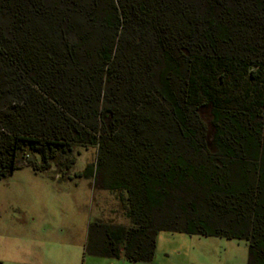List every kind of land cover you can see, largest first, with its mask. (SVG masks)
I'll return each instance as SVG.
<instances>
[{
    "label": "trees",
    "instance_id": "1",
    "mask_svg": "<svg viewBox=\"0 0 264 264\" xmlns=\"http://www.w3.org/2000/svg\"><path fill=\"white\" fill-rule=\"evenodd\" d=\"M78 148L129 221L86 254L150 262L167 231L264 264V0H0V180Z\"/></svg>",
    "mask_w": 264,
    "mask_h": 264
},
{
    "label": "rangeland",
    "instance_id": "2",
    "mask_svg": "<svg viewBox=\"0 0 264 264\" xmlns=\"http://www.w3.org/2000/svg\"><path fill=\"white\" fill-rule=\"evenodd\" d=\"M74 157L63 179L58 167L37 173L25 166L0 180L1 264H248L245 240L167 231L157 234L150 262L86 254L89 223L129 221L115 193L76 176L96 161L97 148H78Z\"/></svg>",
    "mask_w": 264,
    "mask_h": 264
},
{
    "label": "crops",
    "instance_id": "3",
    "mask_svg": "<svg viewBox=\"0 0 264 264\" xmlns=\"http://www.w3.org/2000/svg\"><path fill=\"white\" fill-rule=\"evenodd\" d=\"M59 180V179H58Z\"/></svg>",
    "mask_w": 264,
    "mask_h": 264
}]
</instances>
